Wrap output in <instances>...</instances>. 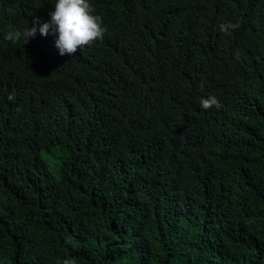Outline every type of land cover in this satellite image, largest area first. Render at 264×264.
<instances>
[{"label": "trees", "instance_id": "trees-1", "mask_svg": "<svg viewBox=\"0 0 264 264\" xmlns=\"http://www.w3.org/2000/svg\"><path fill=\"white\" fill-rule=\"evenodd\" d=\"M89 3L61 55L0 0V264H264V0Z\"/></svg>", "mask_w": 264, "mask_h": 264}, {"label": "clouds", "instance_id": "clouds-1", "mask_svg": "<svg viewBox=\"0 0 264 264\" xmlns=\"http://www.w3.org/2000/svg\"><path fill=\"white\" fill-rule=\"evenodd\" d=\"M55 10L50 13V21L40 25L39 18L34 25L28 27L23 32L9 25V30L5 34V39L13 44L23 41L27 44L31 38H34L37 31L41 35L48 36L50 33L57 36L56 47L61 55H72L78 50L91 47L97 41L103 40L106 28L103 26V20L100 15L94 14L95 9L89 3V0H55ZM9 15H14L13 8H8ZM235 28V25H231ZM221 30L226 31L227 26L221 25ZM9 100H14L13 95H9ZM201 107L205 110L220 109L223 105L215 97H209L201 100ZM63 264H75L72 259H65Z\"/></svg>", "mask_w": 264, "mask_h": 264}, {"label": "rangeland", "instance_id": "rangeland-1", "mask_svg": "<svg viewBox=\"0 0 264 264\" xmlns=\"http://www.w3.org/2000/svg\"><path fill=\"white\" fill-rule=\"evenodd\" d=\"M54 154L55 155H59V152L54 150ZM43 158L48 163V165L50 166L51 170L56 172V170L58 169L57 168L58 167V161L54 157V155H48V154L44 153L43 154Z\"/></svg>", "mask_w": 264, "mask_h": 264}]
</instances>
